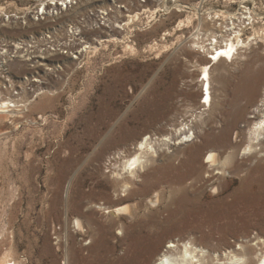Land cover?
Here are the masks:
<instances>
[{"label":"rangeland","instance_id":"rangeland-1","mask_svg":"<svg viewBox=\"0 0 264 264\" xmlns=\"http://www.w3.org/2000/svg\"><path fill=\"white\" fill-rule=\"evenodd\" d=\"M45 1L57 0H0V7L8 5L25 12ZM178 1L193 7L201 0ZM236 1L204 0L199 13L211 8L238 12L242 0ZM76 2L74 11L56 19L50 16L47 23L29 21L23 27L17 23L1 28L2 38L22 40L44 28L47 35L55 31L63 35L70 21L77 24L75 17L81 11L99 13L101 7H107L115 15L111 14V22L124 23L129 14L142 11L126 40L135 51L125 49L122 41H105L112 24L85 34L77 42L99 45L96 53L72 61L71 56L70 60L68 54L59 51L45 61L47 67H59L49 72L47 80L54 94H40L22 117L11 114L3 122L0 115V256L10 248L16 262L63 264L60 246L65 228L81 248L82 260L72 258V264H119L115 256L138 235L141 245L155 242L158 236L154 248L142 258L143 264H150L170 240L197 239L204 246L223 251L227 244L236 248L239 243H255L257 236L264 237V153L244 154L243 142L235 148V159L223 174L209 167L204 155L212 147L225 152V140L207 136L201 143L197 138L193 150L185 144L170 145L169 150L165 147L149 161L134 186L126 192L121 190L107 168L117 148L146 133L166 134L173 123L184 118L190 121L191 112H202L201 119H206V124L199 119L196 131H201V126L207 134L218 135L225 126L220 103L233 79L224 76L228 73L221 66L216 67L212 73V109L201 104L205 97L200 98L201 76L195 66L200 56L188 41L192 27L164 35L184 17L185 12L174 8L176 0ZM243 3L252 10L249 14L264 36V0ZM114 6L119 13L111 10ZM158 6L161 11L157 18L147 25L151 12H144V8ZM166 6L169 11L162 10ZM242 26L245 35L251 34L250 24ZM97 38L104 39L103 45ZM252 41L247 49L240 50L246 57L224 64L228 71L239 73L246 68L245 62L261 64L264 70V41ZM154 42L167 46L150 50ZM44 68L19 60L10 69L22 80L25 75L43 74ZM41 100L44 103L37 104ZM39 115L45 117L44 122ZM234 136L232 131L228 133L233 143ZM175 150L178 153L173 155ZM184 151H192V155L188 157ZM155 195L160 196L158 201ZM122 205L135 208L132 220L101 208ZM75 216L82 221L83 233L73 227ZM120 228L123 235L117 233ZM113 243L117 244L115 253L107 249Z\"/></svg>","mask_w":264,"mask_h":264},{"label":"bare ground","instance_id":"bare-ground-1","mask_svg":"<svg viewBox=\"0 0 264 264\" xmlns=\"http://www.w3.org/2000/svg\"><path fill=\"white\" fill-rule=\"evenodd\" d=\"M68 1L70 4H67V0H57L48 3L46 1L41 2L35 7V9L34 7L29 10L26 9L27 11L25 12L11 10L16 14H23L16 18L12 17L10 12L6 10L8 7L5 8L3 6V10L0 12V29L10 27L8 25L11 24L16 25L17 23H19V27H23L29 21L35 23L44 20V22L47 23V19H49L50 16L55 19L62 17L63 15H66L68 11H74V9H76L73 5L77 3L76 0ZM203 1L204 0H201L197 3V5L191 7L192 5H185L176 0L174 8L177 9L176 12H185L184 17L179 20L177 25L174 26L172 30L166 31L164 35H173L175 31H181L184 28L192 27L193 31L190 32L188 41L190 42L191 49L194 52H197V57L200 56V62L197 61L198 63L195 66H197V70L199 72L198 77L201 76L202 96L200 98L203 99L205 97V99L200 102L204 107L209 106V110L212 109V73L216 67L221 66L228 73L224 74V76H228L233 79L229 90L223 95V101L220 103V106H222L221 108L225 126L218 135L207 134L203 131L201 126H199L201 131H196L198 127L196 123L199 119H201L202 112H199V114L191 112L190 121L184 118L179 123H173L170 127V131H167V133L165 132L166 134L157 136L156 134L146 133L138 137L137 140L132 142L130 145L120 146L113 153L112 157H109V165L107 168H109L108 172L113 175L115 182L119 184L123 192L128 191L132 186H134L141 178L140 173L145 172L149 161L158 157L159 153L163 152L165 147H167L166 150H169L170 145L175 147V145L178 146L180 144H185L186 146H189L188 150H193V148L197 146L193 143L194 139L197 138H201L199 139L201 143L206 141L205 139L207 136L225 140V143L227 144L225 152H222L221 154L219 149L212 147L204 155V157H207L205 163H209V167L213 168V170L216 169L218 174L225 173V171L230 167L235 159V148H237V146H239L242 142L244 143L242 149L244 154L251 156L261 152L264 153L263 67L261 64L245 62L243 64L246 65V68H243L238 73L236 71L230 72V70L228 71L224 66L227 62H233L235 60L238 61V59L241 60L242 57H246L240 50L242 48L247 49L251 45L252 40L264 41V36L260 30L262 28L257 26L255 27L257 20L255 21V18L250 16L249 13H252V10L250 7L244 5L243 1L245 0L239 1L240 8L238 12H227L211 8L200 14L199 11L201 10V3ZM226 1H229L230 3L237 2L236 0ZM40 7H42L41 14L43 16L41 18L38 17L36 20V15L39 14L38 11ZM178 7H181L182 9L178 10ZM101 8L102 11L97 14V16H87L83 21L84 25L78 26L74 23V20L70 21L71 23L68 24L67 28L63 27V35H60L57 31L52 32V35L47 36V46L45 48H40L41 43H45V39L32 41V38L27 36L22 40L19 38L14 40H5L2 38L3 36L0 32V40L5 43L3 45L0 43V59L5 62V64L0 65V74L3 73L2 71L6 70V65L8 66L9 72L11 64L19 60L28 63L31 67H46V69L44 68L43 74L38 77L31 75V77H24L21 78L22 80H16L17 82H15L19 86L18 92L14 91L12 83L10 85H6L4 87L5 90L0 92V115L3 117V122H5L4 119L11 114L17 115V117H22L23 113L27 112L29 106H32L33 102L43 92H49L51 95L54 94V92L52 93L48 88L47 80L48 75L51 76V73L49 72H54L59 67L57 68L56 65L52 68L47 67V62H45L46 56H40V51H47V58L49 55H59V49H62L61 47L68 46V48L74 49L78 44L76 40L82 38L83 35L89 34L90 32L96 31L100 28H110V26L112 28L107 29L110 31V34L105 41H122L125 49H128L129 51L131 50V52L135 51L134 46L128 44L126 40L132 33L131 26L140 18L139 15L142 11L135 14H129L128 19L124 23H120L116 20L111 22L112 15L114 14L108 12V9H106L107 7ZM165 9L167 10L168 7L162 10ZM111 10L114 12L117 11L118 13L120 12V10L116 7L115 9L111 8ZM148 10L151 14L147 16V25L157 18V13L161 11V8L159 6L153 9L144 8V12ZM82 15H84L83 11H81L80 15L78 14L75 18L79 19ZM245 20H248L249 22L247 24L251 25L249 29H251L250 33L252 36H249L251 34L245 35L243 32L242 24L245 23ZM94 23L96 25L93 26ZM260 31L261 35H258ZM62 37L63 40L60 41V38ZM97 39L99 44L103 45L104 39ZM161 39H165V36ZM159 45L160 44L158 42H154L153 44H150L149 48L150 50H153L159 49L161 45L167 46L165 44ZM98 48L99 45L96 44L93 46L84 44L82 50L79 52H82L81 57L83 58V56L85 57L87 54L96 53L99 50ZM203 53L205 56L201 55ZM71 57L72 61H77L78 58H80V56ZM71 57L69 58L70 60ZM82 60L83 59L79 60L78 64L81 63ZM1 77L3 81L4 75ZM1 83L3 84V82ZM46 99L47 98H45V100ZM41 101L37 104L44 103V100ZM223 106H227V108L224 109ZM38 118L42 120V122L45 121L44 116L42 117L39 115ZM200 123L206 124V119H201ZM239 123L243 124V126H239ZM230 131H232V134L235 135V143L228 138V133ZM225 135L227 137H225ZM193 136L194 138L192 139ZM173 151L174 150H171V152ZM191 152L184 151L183 154H187L188 157H190L192 155ZM177 153L178 150L174 152L173 155H176ZM224 153H226V155H224ZM159 197L158 195H155V198L157 199L156 201H158ZM101 208L105 213H111L116 217L128 215L127 218H130L131 220L134 218V212L133 214L131 213L132 209H135L134 207L129 209V206L122 205L115 207L104 206ZM73 224V227H76L74 229L77 233L84 232L82 221L78 216L74 217ZM117 233L119 235L124 234L121 228ZM64 234V244H61V246L59 245L63 251V264H72V258L73 260H82L80 254L81 248L76 246L74 235L69 233L68 228H65ZM140 237L141 236L138 235L135 238L130 239L129 244H126V247L122 248V251L115 256V261L119 264H143L142 258L146 255L148 250L154 248L153 245L157 243L158 236L155 242H149V244L145 245H141V243H139ZM256 239L255 243H250L249 241L239 243V246L236 248L234 245L227 244L226 246L228 249L223 251H220L215 247L204 246L202 241L197 239H184L182 241L170 240L164 249L155 254L150 264H264V237L257 236ZM116 248L117 244L115 243L110 244L107 247L108 251L111 253H115ZM11 260H13L12 250L8 248L0 256V264H10ZM15 264L24 263H22V261H15ZM52 264L55 263L53 262Z\"/></svg>","mask_w":264,"mask_h":264},{"label":"built area","instance_id":"built-area-1","mask_svg":"<svg viewBox=\"0 0 264 264\" xmlns=\"http://www.w3.org/2000/svg\"><path fill=\"white\" fill-rule=\"evenodd\" d=\"M67 4H70V2L67 0ZM3 6L6 8L8 5H2L1 7H0V12L3 10ZM41 8L42 7H40L39 8V11H38V15H36V20L38 19V17H42L43 15L41 14ZM34 9H35V7H34ZM6 10H8L9 12H10V15L12 16V17H19V16H21V15H23V14H16L14 11H11L12 9H8V8H6ZM35 13H36V11H35ZM99 13H100V11H99ZM99 13H97V11L95 12V13H93V12H91V11H86L85 13H84V15H82L79 19H77V24L76 25H78V26H81V25H84V23H83V21H84V19H86V17L87 16H90V17H94V16H97V14H99ZM44 15H45V13H44ZM98 19V18H97ZM41 20H43V19H41ZM249 21L248 20H245V23L244 24H246V25H249V24H247ZM94 25H96L95 23L93 24V26ZM70 30V29H69ZM47 36H49V34L47 35V29H44V30H40V31H38V32H32L31 34H30V38H32V41H39V40H44L45 39V43L43 42V43H41V47L40 48H45L46 46H47ZM79 37V36H78ZM1 39V38H0ZM51 39H53V38H51ZM78 40V39H77ZM77 40H76V42H77ZM81 42V41H80ZM79 41H78V44L76 45V47L74 48V49H70V48H68V46H65V47H61L62 49H59V51H60V53L61 54H68L69 55V57L70 56H81V53L79 52L80 50H82V48H83V46L84 45H81V43H80ZM0 43L3 45V44H5L4 42H2L1 40H0ZM1 47V46H0ZM73 52V53H72ZM40 56H46V59H45V61H47V51H40ZM212 57V56H211ZM3 64H5V62L4 61H1V59H0V65H3ZM5 69L6 70H4V71H2L3 73L2 74H0V79H1V82H3V84L0 82V92L2 91V90H5V86L6 85H10L11 83H12V85H13V87L12 88H14V91L15 92H18L19 91V86L16 84V80H18V78L16 79V76H14V74H13V72H11V69H9V72H8V66L6 65L5 66ZM2 75H4V80L2 81ZM31 75H34V74H30V76H24V77H31ZM41 75V74H40ZM39 76V75H38ZM38 76H34V77H38ZM33 78V77H32ZM13 81V82H12ZM16 81V82H15ZM10 264H15V261L14 260H11L10 261Z\"/></svg>","mask_w":264,"mask_h":264}]
</instances>
